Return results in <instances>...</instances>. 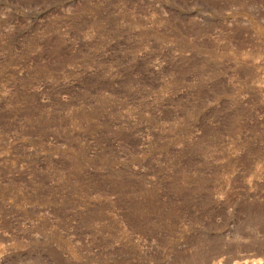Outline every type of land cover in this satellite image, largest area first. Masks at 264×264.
<instances>
[{
  "label": "rangeland",
  "instance_id": "rangeland-1",
  "mask_svg": "<svg viewBox=\"0 0 264 264\" xmlns=\"http://www.w3.org/2000/svg\"><path fill=\"white\" fill-rule=\"evenodd\" d=\"M0 264H264V0H0Z\"/></svg>",
  "mask_w": 264,
  "mask_h": 264
}]
</instances>
